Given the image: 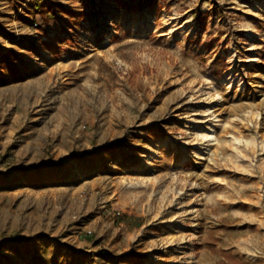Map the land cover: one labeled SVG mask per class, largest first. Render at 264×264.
<instances>
[{
	"label": "rangeland",
	"instance_id": "1",
	"mask_svg": "<svg viewBox=\"0 0 264 264\" xmlns=\"http://www.w3.org/2000/svg\"><path fill=\"white\" fill-rule=\"evenodd\" d=\"M262 53L264 0H0V264H264Z\"/></svg>",
	"mask_w": 264,
	"mask_h": 264
},
{
	"label": "trees",
	"instance_id": "2",
	"mask_svg": "<svg viewBox=\"0 0 264 264\" xmlns=\"http://www.w3.org/2000/svg\"><path fill=\"white\" fill-rule=\"evenodd\" d=\"M261 55L262 59L264 60V53H262ZM228 69L229 66L228 64H226L225 61L216 59L211 63L209 67V72L211 73V75L217 77L219 75H222Z\"/></svg>",
	"mask_w": 264,
	"mask_h": 264
}]
</instances>
